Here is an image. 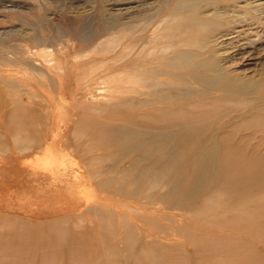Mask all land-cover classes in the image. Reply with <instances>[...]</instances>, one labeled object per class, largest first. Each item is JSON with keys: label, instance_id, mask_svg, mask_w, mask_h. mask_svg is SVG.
I'll return each instance as SVG.
<instances>
[{"label": "bare ground", "instance_id": "6f19581e", "mask_svg": "<svg viewBox=\"0 0 264 264\" xmlns=\"http://www.w3.org/2000/svg\"><path fill=\"white\" fill-rule=\"evenodd\" d=\"M259 1L120 0L121 3L115 6L126 5L127 7L120 9L124 12H110L102 3L98 8L102 17L99 26L93 28L76 21L71 31L53 26L45 15H40V9L10 10V19L30 25L32 31L21 39L9 34L8 30L4 34L0 33V66L22 64V69L28 70L34 77L36 89L28 88L27 84H19L14 76L5 74L4 71L8 69L0 68L2 88L12 86L8 91L0 89V150L6 148L2 142L3 129L16 135L19 144L31 141L38 147L41 139L48 137L53 123L49 122L44 130V117L32 101L36 94H44L46 98L43 107L50 108L57 101L76 98V90L82 93V99L76 101V98L70 103L75 106L77 104L74 108L81 111L78 121H75L79 123H76L80 129L78 132L85 134V130L91 128V125L86 127L87 122L92 123L96 112L102 108V104L94 105L95 100L92 103L93 100L88 99H97L102 92L116 90V106L112 104V109L115 108L117 112L112 115L116 117L117 114L121 123L112 125L113 127L102 126L104 123L97 116L99 121L94 122L96 128L92 132V138L81 147L85 154L90 155L84 163L96 172L99 170L96 169L99 157L91 153L97 147L102 149L107 159H113L111 162L115 160V166L108 172L112 173L127 162L120 171L123 176L117 178L115 174L111 178L106 177V183L101 184L102 188L106 184L107 189L119 192L125 199L131 200L137 206L133 210H138V213L153 216L158 215L160 209L179 210L180 218L187 217V221L191 222L185 227L179 225L181 231L186 230L187 235L191 236V244L195 243L198 248L207 243L198 232H204L208 238L210 235L214 238L211 240L214 243L209 246L220 250L228 264H263L255 250L253 256L252 251L245 254V248L250 245V241L264 245V224H257L264 218V162L258 160L257 156L252 158L258 148L251 152L249 150L254 147L247 150L244 144H224L222 139L233 136L230 137L231 133L224 130V126L230 124V121H221V117L229 113L230 105L246 101L241 99L245 93H257V98L264 100V74L256 81L247 82L236 73L229 72L228 65L224 64L229 56L224 54L225 51L236 47L239 50L244 44H252V40H247L241 44L228 45L223 37L234 33L240 36L243 31L235 29L238 27L236 24L241 22H247L248 26H262L264 2ZM14 6L18 8V4L12 3V7ZM29 15L35 17L33 21H27ZM71 36L80 42L79 50L75 49L72 54L71 50L56 47ZM17 40L27 41L32 47L42 50L28 55L30 49L23 50L14 43ZM221 41L223 46L218 48ZM222 49H225L224 53L220 52ZM90 51L93 55H101L91 56ZM111 51L115 53L107 56ZM52 52L59 58H55ZM11 55L19 62L14 63L15 59L10 58ZM60 58L64 60L60 61ZM75 60L78 62H74ZM83 79V82H79ZM49 91L55 96L49 95ZM112 92V96L114 94L116 98L117 93ZM101 96L102 94L100 99L114 98L106 94V97ZM89 102L91 105H88ZM111 103L107 105L110 107ZM104 109L106 110L105 106ZM104 109L102 112L105 113ZM88 111H95L93 118ZM252 112L256 118L250 127H259V134L263 133V137L264 102L254 107ZM31 124L39 127L31 130L28 128ZM79 125L82 127L79 128ZM202 139L207 144L198 146ZM82 151L80 150L81 154ZM103 158L105 157L102 156V162L107 160ZM186 165L192 178L182 185L183 181L178 177L182 167ZM97 173L100 175V172ZM92 174L95 176V172ZM101 176L105 178L104 175ZM169 182L174 184V187L170 184L173 188L168 187L172 190L160 193V189ZM159 185L163 186L156 190ZM176 190L180 194L174 200L168 198ZM228 191H231L232 196L226 195ZM166 202L168 206H164ZM122 203L118 201L112 204L111 209L106 207L108 210L103 212L102 218L99 217L101 219L91 220V227H85L81 233L73 231L67 239L54 237L53 231L48 236L45 235L48 233L40 232L54 229L57 222L43 226L25 223L18 227L13 224L12 218L4 219V216L3 219L0 218V225L13 228L14 233H10L13 236L11 239L9 235L7 239H0V264H112L115 255L123 257L116 250L119 244H123L124 238H131V241L138 238L137 247L126 254V257L132 259L131 264H158L164 258V249L156 248L158 243L147 241L146 236L149 234L142 227L148 226V223H128L130 215L119 209ZM130 210L133 211L131 208ZM204 215L207 216L202 218ZM171 218L176 220L177 215L174 214ZM104 229L110 239H103ZM205 235L202 233V236ZM39 236L43 238V245L53 248L39 250V245L35 242ZM234 238L240 239L242 243L239 247L231 248L229 242ZM26 244H31V250H25ZM36 255H40L39 258L36 259ZM163 262L165 261L162 260Z\"/></svg>", "mask_w": 264, "mask_h": 264}, {"label": "rangeland", "instance_id": "374dc122", "mask_svg": "<svg viewBox=\"0 0 264 264\" xmlns=\"http://www.w3.org/2000/svg\"><path fill=\"white\" fill-rule=\"evenodd\" d=\"M11 2L14 4H18L17 6L18 8H16L15 6L12 7ZM259 2H264V0H260ZM102 3H104L105 9L113 13L124 12V10L121 11L120 9L127 7L126 5L115 6V4L121 3L120 0H0V33L4 34L3 32L5 30H8L11 32V33L9 32V34L14 35L15 37H17V39L18 38L21 39L26 34H29L28 32L32 31L30 29L31 28L30 25H24L20 20L10 19L9 11L12 9L13 10L16 9L14 11H28L29 9L38 11L40 9L39 11L40 15L42 14L45 15L44 17L47 19L48 22H50L53 26H61L63 29L67 31H71L72 28L75 27L77 22H81V24L88 25L89 27L94 28L99 26L98 23L102 21L101 19L102 17H100L101 13L100 11H98V8ZM131 5L133 4H130V6ZM261 17L263 19L262 26H257L256 24H252V25L249 24L248 26L247 22H241L236 24L238 25V27H236L235 29L236 31H243L241 32L240 36H237L238 33H234L223 37L224 41L226 40V43L228 45L241 44L247 42V40H252L253 42L251 45L244 44L242 49L237 50L236 47L233 50L231 49L225 51L226 53L228 52L229 54L224 53L225 49L220 50V52H223L225 55H229L228 61L224 62L225 65H228L227 70L229 72L236 73L237 75H239V77H241L242 80H245L247 82L253 80L256 81L261 78L262 74H264V14H262ZM27 18H28L27 21L29 22V21H33L35 17L29 15ZM222 42L223 41L218 43L217 45L218 48H221L220 46H223ZM14 43L20 46L23 50L24 48L26 49V51H28L27 48L30 49L28 51V55H30V53L32 55L34 52H38L42 50L41 48L32 47L31 43H28L27 41L17 40ZM112 46L114 47L115 45ZM56 47L58 49L63 47L62 48L63 50H67V49L71 50V53L73 54V51L75 49L76 50L80 49L81 44L78 40H76L71 36L64 39L63 42H60ZM241 50L244 52L243 54L240 53L242 52ZM114 53L113 51H111L107 54V56L108 55L111 56V54L113 55ZM53 54L54 57L56 56L55 58H59L57 57L58 56L57 54L55 53ZM98 55L100 56L101 54ZM98 55H93L91 52V56L96 57ZM12 57L13 56L11 55L10 58ZM13 58L15 59L13 60L14 63H16L17 59L15 57ZM234 58H236L237 62L234 60ZM61 60H64V58H60V61ZM69 60L72 63L70 57ZM74 62H78V61L75 60ZM94 64L95 63H92L93 66H95ZM21 65L22 64L15 66L14 65L0 66V68L5 70L8 69V71H4L5 74L14 76L15 79H18L17 82H19V84H24V85L27 84L28 88L30 89L33 88V90H35L36 88H34V83H33L35 81L33 79L34 77H32V74L28 70L27 71L23 70L24 66L22 65L23 66L22 67ZM83 81L84 79L82 81L79 80V82H83ZM6 86L2 88L3 86L0 83V89L2 90L6 89V91H8V88L12 89V86L10 87L9 86L6 87ZM44 90L48 91L47 89ZM114 91L117 93L116 90ZM114 91L112 92L111 90L109 92H102L101 97H103V95L105 96L106 94V96L113 98L114 94L112 96L111 92L115 93ZM75 93L76 95L78 94L76 97L77 99L70 98L69 101L60 100L57 101L54 105H52L50 108L43 107L45 106L44 100L46 98L44 94L39 93L36 94L35 96L33 95L34 97H32V101L35 103V106H37L36 108H38L37 109L38 112L42 114V116L44 117V121H43L44 130L45 128L48 127L49 122L53 123L51 130L47 134L48 137H43L38 147L34 146V143H32L31 141L30 143L27 144L21 142L19 144L18 141H16V135L9 133L8 131H4V129L1 131V135L2 136L4 135L2 137L3 138L2 142H4L6 148L0 150V218L3 219L4 216H5L4 219L10 220L12 218L11 220L13 224L18 227L19 226L21 227V224L25 225V223L26 225H30V226H43L49 223L57 222V224L54 226V229L40 230V232L48 233L45 234L48 236L51 233V231H53L52 234L54 235V237L59 236L62 239H67L69 234L72 233L73 231H74L73 233L76 232L81 233V231L85 230V227H91L93 225L91 220L93 221L94 219L97 218L101 219L102 216L104 215L103 212H105V210H108L107 208H110L112 204H116V202L120 201L123 202L122 203L123 205L120 204L119 209L122 212L124 213L126 212V214L130 215L131 220L128 223L132 225L133 224L143 225L144 222L148 223V226L143 225L142 227L145 229L150 228L149 230L142 229L143 231H146L149 234V236H146L147 241L149 243H153V242L158 243L159 246H156V248L159 247L164 249V251L162 252L164 258L161 259L158 262V264H160V262L161 264H171V262L172 264H228V262L225 260V257L222 256L220 250L214 249L211 246H209L210 243L212 244L214 243L211 241L214 238L210 237V235L208 238V236H206L204 232L201 233L198 232V235L201 234L200 235L201 239L202 240L204 239L203 241L204 242L206 241L208 243L207 246H206L207 244L206 242H205L206 244H202V247L199 246L198 248H197L198 245L196 246L195 243H194L195 245L193 243L191 244L190 242L191 236L187 235V233L185 232L186 230H183L182 228L181 231L179 226L182 225L183 227H185L187 223L191 224V222L187 221L188 220L187 217H183L181 219L179 216L181 212L179 210H177L176 212L174 211L175 209L174 210L160 209V211H158L160 215L158 214L153 216L148 214H143L142 212L138 213V210L135 211L133 210V208H137V206L131 200L125 199V197L120 195L119 192H116L110 188L107 189L106 184L102 188L101 184L103 182L106 183L105 181L107 179L106 177L109 176L108 178H111L112 176H115V174L117 175L116 176L117 178L123 176L120 171L124 169L122 167L124 166V164L126 165L127 162H125L121 167L116 168L113 171L115 173L108 172L111 167L115 166L114 163L115 160L111 162L113 159L112 160L107 159V157L103 154L102 149L97 147L93 151L94 154L91 153V155L94 156L95 154H97L95 156L99 157V159L97 160L98 162H96L97 163L96 169H99L97 170V172H100L99 173L100 175H97L98 173L95 171V169L93 170L92 168H89L87 163H84V160L86 162L90 157V155L85 154L84 151H82L83 148L81 147L84 143H86V141L88 142V140L92 138L93 135L92 132L96 128L94 122H97L100 119V122L104 123L102 124V126L104 125L106 127H111L112 125L115 124L117 125V123L119 124L121 123L119 122V117L117 116V114L116 117L115 115H112L117 112V110H114L115 108L114 109L112 108L113 106H116L115 101H117L116 95H118V93L115 94L116 98L115 97L113 98L114 103H113V99L111 100V98H108L106 96H105L106 98L103 97L100 99L99 97L101 94L98 95L97 99L96 98L90 99L89 97H88L89 99L87 98L90 101L93 100L91 101L92 103L95 100V102L93 103L94 105L95 103L96 105L98 104L97 106H99V104L100 105L102 104L101 105L102 108L100 107L101 110L99 109L101 112H99V110L96 112L97 115H95V117H94L95 111L94 113H92L91 111L87 112L88 114L92 113L91 117L92 118L94 117L93 119L95 120L94 121L92 120V123L91 122L89 123V121L87 122L86 127L88 125L89 126L91 125L90 126L91 128L85 130L86 131V132L84 131L85 134L82 133L81 131L80 133L78 132L80 130L77 128V125L79 123L75 121V120L78 121V114H80L81 111L75 109L74 108L75 105L73 103H70L71 100L72 102H74L75 99L76 101L78 99H82L80 97L82 96V93H80L77 90L75 91ZM49 95L55 96L54 93L50 91H49ZM257 95H258L257 93H245V96H241V99L246 100L245 102L242 103L239 101L237 102V104L234 103L236 105L233 104L230 105L231 107L229 106L230 107L229 113H227L226 116L221 117L222 118L221 121L224 120L230 121V124H228L229 126L228 125L224 126V130L226 133L229 134L231 133L230 137L232 136L233 137L232 138L228 137L229 139H222V141L224 142V144L227 145L244 144L243 146L246 147L247 150L254 147L251 150H249L251 152L254 151L256 148H258V150L254 152L255 155H253L252 158H255L257 156L258 160L264 162V156L262 157V154L264 155V148H263L264 136L263 137L261 136L263 135V133L259 134L260 132L259 127L256 128L250 127L251 124H254L256 118L255 117L256 115L253 114L252 110L254 109V107L261 104V102L262 103L264 102V100L262 101L261 98H257L258 97ZM255 97L256 100L254 99ZM96 100L97 102L99 101L100 103H97ZM109 102L111 103L110 107L108 106L110 104ZM104 103H106V105L108 103V105L106 106L104 105ZM112 104L115 105L112 106ZM88 105H91L90 102L88 103ZM104 106L106 110L104 109ZM103 109L105 110V113L104 111L102 112ZM110 114L112 116H110ZM97 116H99L98 120L96 118ZM217 116H219V114ZM37 127H39L37 126V124H31L28 126V128L31 130ZM78 127L80 128L82 126L79 125ZM246 132L247 134H245ZM88 133L89 135H87ZM243 139L245 142L243 141ZM204 140L203 139L200 140L198 146L207 144V142ZM80 150L82 151L83 154H81ZM102 156H104L107 160H103L102 162L101 161ZM206 157L209 158V156ZM92 172H95L94 174L95 176H93ZM101 174L104 175L105 178L102 177ZM178 178L183 181L181 183L182 185L184 184V181H187L190 178H192V174L187 169V165L182 167L181 173ZM172 183L169 182L164 187H162L163 185L162 186L159 185L157 186L156 190L159 187H162L163 189H160V193H166L172 190V189H168L170 184L173 185L174 187V184ZM173 187L170 186L169 188H173ZM114 192L118 193L119 195L118 194L115 195L116 193L114 194ZM179 194H180L179 190H176L175 192L170 193L168 198L174 200ZM226 195H228V197L232 196L231 191H228ZM231 199L233 200L234 198L231 197ZM168 205L169 204L167 202L164 203V206H168ZM130 208L133 211H131ZM178 211L180 213H178ZM167 214L170 215L167 216ZM174 214L177 215L176 220L171 218V216L173 217ZM166 216L169 217V219L166 218ZM205 216L207 215L202 216V218H204ZM135 218H138L139 220ZM59 220L62 221L61 223L58 224V222H60ZM262 222H264V218L261 221L257 222V224L258 223H259L258 225L264 224ZM123 228L125 229V227ZM20 230L22 231L25 229H20ZM12 231H14L13 228L11 229L7 225L1 224L0 239L3 238L7 239L9 238V236H10L9 239H11L13 237L12 233H14ZM202 233L205 236H202ZM106 234L107 231L105 230V233L102 235H103V239L107 240V238L109 237H107ZM142 235L143 234L140 235L141 238L143 237ZM136 237H138V235ZM42 239L43 238L41 236L36 237L35 239V242H37L36 245H39L38 246L39 250L43 249L47 251L53 248L52 246L43 245V243L41 242ZM49 239H51V241L53 240L52 238ZM129 240L124 238L123 244H119L118 250H116L117 253L123 255L124 258L122 256L115 255V257H113V261L111 262L112 264H116V263L119 264V262L120 264L132 263L131 261L132 259L130 257H126L127 256L126 254L129 253V251H134V249L138 245L137 242L138 238L134 239L136 242H134V240L131 241V238ZM231 240L229 242V247L231 248L237 246L239 247L242 243V241L237 238ZM128 242L130 245L128 244ZM253 242L250 241L249 243L250 245L246 246L247 248H245L246 249L245 254H249L252 251V255L254 256L255 253L253 250H255V252L258 254L259 260L261 259L260 261H263L262 263L264 264V245L262 244L261 246L258 242L255 243ZM124 243L127 245H125ZM119 246L123 248H120ZM125 246L126 249L124 248ZM128 246H130L129 249ZM24 247L25 250L28 251L31 250V244H26ZM209 247L211 251H209ZM119 250H121L123 253ZM38 253L40 254V252ZM38 256L40 255H36L35 258L36 259L39 258ZM127 258L129 259L127 260ZM173 259H175V262L176 261L177 262L175 263ZM162 260H164L165 262L162 263ZM202 261H206V262L202 263Z\"/></svg>", "mask_w": 264, "mask_h": 264}]
</instances>
